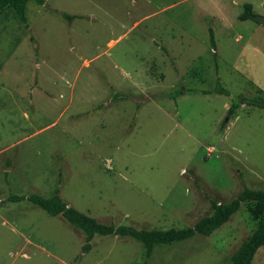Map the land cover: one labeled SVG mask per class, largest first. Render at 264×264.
I'll list each match as a JSON object with an SVG mask.
<instances>
[{
  "label": "rangeland",
  "instance_id": "374dc122",
  "mask_svg": "<svg viewBox=\"0 0 264 264\" xmlns=\"http://www.w3.org/2000/svg\"><path fill=\"white\" fill-rule=\"evenodd\" d=\"M263 2L44 0L26 4L27 27L6 10L0 264H231L256 225L245 206L210 235L157 246L146 260L139 242L111 235H94L81 253L80 230L7 197L57 188L100 223L164 230L191 227L210 201L243 188L264 191V109L227 116L238 97L264 96V27L237 18L244 4L264 17ZM216 78L228 95L202 94ZM251 264H264V246Z\"/></svg>",
  "mask_w": 264,
  "mask_h": 264
},
{
  "label": "trees",
  "instance_id": "16d2710c",
  "mask_svg": "<svg viewBox=\"0 0 264 264\" xmlns=\"http://www.w3.org/2000/svg\"><path fill=\"white\" fill-rule=\"evenodd\" d=\"M33 2L37 5H43L44 0H0V16L6 11L11 10L17 20L27 27L26 4ZM66 20L73 17L62 15ZM240 21L254 20V13L250 4L243 5L242 13L237 17ZM209 44L215 49L213 32L208 29ZM214 58L215 51L212 53ZM190 92V91H188ZM193 92V91H191ZM213 92L220 95H228L219 78H216V86L212 91H202V94ZM119 95H115V99ZM240 105H246L253 108L264 109V96L247 99L238 97L232 101L227 109V116H232ZM221 130L225 128V123L221 124ZM26 199L30 204L43 210L50 216H60L69 225L80 230L84 234V244L81 247V253H87L90 250V241L94 235L98 236H117L128 237L136 240L144 248V257L147 260L151 257L154 249L161 245H170L175 242L185 241L194 235L208 236L215 230L223 226L242 206H245L250 218L256 222L255 228L251 234L239 245L230 257L231 264H251L257 250L264 246V191L258 189L243 188L228 203H219L210 201L212 212L208 216L199 218L191 227L176 229H136L133 226L104 224L98 222L91 216L80 212L68 206L58 195V189L49 198H44L37 194H31L24 198L23 196L10 195L7 201L16 202Z\"/></svg>",
  "mask_w": 264,
  "mask_h": 264
},
{
  "label": "water",
  "instance_id": "95a60500",
  "mask_svg": "<svg viewBox=\"0 0 264 264\" xmlns=\"http://www.w3.org/2000/svg\"><path fill=\"white\" fill-rule=\"evenodd\" d=\"M254 20L257 21L262 27H264V17H254ZM132 99L137 103L149 100L147 97H133Z\"/></svg>",
  "mask_w": 264,
  "mask_h": 264
},
{
  "label": "built area",
  "instance_id": "2783aa9c",
  "mask_svg": "<svg viewBox=\"0 0 264 264\" xmlns=\"http://www.w3.org/2000/svg\"><path fill=\"white\" fill-rule=\"evenodd\" d=\"M263 4H264V2H263Z\"/></svg>",
  "mask_w": 264,
  "mask_h": 264
}]
</instances>
